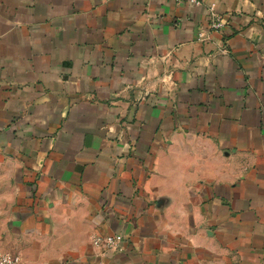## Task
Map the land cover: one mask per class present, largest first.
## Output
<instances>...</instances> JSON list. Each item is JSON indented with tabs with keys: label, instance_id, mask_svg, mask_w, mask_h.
I'll return each instance as SVG.
<instances>
[{
	"label": "crops",
	"instance_id": "1",
	"mask_svg": "<svg viewBox=\"0 0 264 264\" xmlns=\"http://www.w3.org/2000/svg\"><path fill=\"white\" fill-rule=\"evenodd\" d=\"M200 1L0 0L1 252L264 264V0Z\"/></svg>",
	"mask_w": 264,
	"mask_h": 264
},
{
	"label": "built area",
	"instance_id": "2",
	"mask_svg": "<svg viewBox=\"0 0 264 264\" xmlns=\"http://www.w3.org/2000/svg\"><path fill=\"white\" fill-rule=\"evenodd\" d=\"M180 2L182 0H175ZM190 2L196 6L201 5L200 0H190ZM211 27L216 30H220L224 27L222 19L215 12V5L209 7ZM123 241L121 235H109L104 237H98L93 240L94 245L103 247L107 251L118 250ZM0 264H22L21 258L17 255H11L0 251Z\"/></svg>",
	"mask_w": 264,
	"mask_h": 264
}]
</instances>
